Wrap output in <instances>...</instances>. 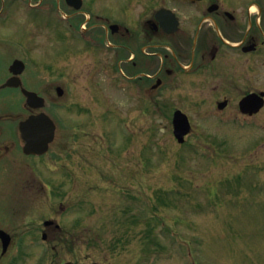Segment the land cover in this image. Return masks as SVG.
Wrapping results in <instances>:
<instances>
[{"label":"rangeland","instance_id":"374dc122","mask_svg":"<svg viewBox=\"0 0 264 264\" xmlns=\"http://www.w3.org/2000/svg\"><path fill=\"white\" fill-rule=\"evenodd\" d=\"M82 32L61 20L56 0H0V78L22 55L28 76L41 71L65 90L42 91L59 129L40 157L18 147L21 96L0 93V116H11L0 118L1 139L15 143L1 148L0 228L20 217L23 245L17 260L0 264H264V109L244 118L243 92L232 91L221 111L216 101L227 92L187 85L156 91L153 112L121 118L113 47L94 54ZM173 107L192 123L184 143L167 117ZM48 219L61 228L45 227Z\"/></svg>","mask_w":264,"mask_h":264},{"label":"flooded vegetation","instance_id":"af4514ba","mask_svg":"<svg viewBox=\"0 0 264 264\" xmlns=\"http://www.w3.org/2000/svg\"><path fill=\"white\" fill-rule=\"evenodd\" d=\"M56 4L61 20L79 33L83 31L85 42L94 54H105L106 51L100 52L105 44L113 47L109 52H114L122 82L118 85L119 92L127 103L125 110L118 112L121 118H132L130 112L139 108L143 113L153 112L155 97H159L156 91L160 90L186 91L190 85L201 90L227 92L216 101L217 104L226 101L223 111L235 101L228 92H243L237 95L239 103L245 95L264 90V0H83L80 9H75L67 0H56ZM13 57L7 64L6 74L0 78V93L11 89L21 96L22 112L12 119L19 136L18 147L23 152L25 141L19 123L41 110L28 106L22 87H2L14 75L10 68L17 56ZM28 71L26 67L20 74L24 88L46 99L43 90L57 93L58 78L48 84L41 71L29 72V76ZM28 80H34L39 86L26 85ZM179 95L183 98L185 93ZM177 109L173 107L167 117L173 118ZM6 141L1 139L0 129L2 167L8 165L4 160L8 153H2L1 148L15 145L13 141ZM34 181L40 188L39 180ZM19 219L14 218L0 228V233L4 231L11 238L4 250L0 236V259L9 256L8 262L21 255L23 245L15 225ZM51 226L60 229L56 222Z\"/></svg>","mask_w":264,"mask_h":264},{"label":"water","instance_id":"95a60500","mask_svg":"<svg viewBox=\"0 0 264 264\" xmlns=\"http://www.w3.org/2000/svg\"><path fill=\"white\" fill-rule=\"evenodd\" d=\"M71 1V0H70ZM75 3L77 0H74ZM78 7V4L76 3ZM25 64L16 60L12 65L15 69V73L22 72ZM20 86L22 85L21 80L18 76L11 77L3 85L6 86ZM24 92L28 96V101L31 106L42 107L45 104L44 98L37 95L35 92H31L24 89ZM59 94L63 93L62 88H58ZM226 102L220 103V107H224ZM264 105V92L252 93L244 97L240 102L241 110L244 113L254 114L258 112ZM174 134L179 142H184L185 137L191 131V122L187 114L181 110H176L173 118ZM20 129L22 131V138L25 141L23 151L26 154L41 155L49 150L50 144L53 142L56 134V124L45 112L38 115H32L26 121L21 122ZM51 223L50 221L46 224ZM0 236L4 241V250L7 249L10 243V235L4 231H1ZM66 264H76L74 262H67ZM85 264V263H81ZM91 264H98L96 262Z\"/></svg>","mask_w":264,"mask_h":264}]
</instances>
